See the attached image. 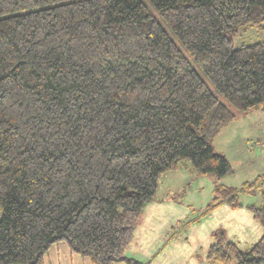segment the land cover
I'll return each mask as SVG.
<instances>
[{"label":"trees","instance_id":"16d2710c","mask_svg":"<svg viewBox=\"0 0 264 264\" xmlns=\"http://www.w3.org/2000/svg\"><path fill=\"white\" fill-rule=\"evenodd\" d=\"M148 1L156 13L143 0H0V264H46L60 241L94 264H147L126 252L159 177L187 160L233 171L212 141L264 111V40L231 45L264 27V0ZM256 192L262 203L240 201ZM221 205L248 209L262 233L242 250L215 230L209 263L264 264V171L215 184L200 218Z\"/></svg>","mask_w":264,"mask_h":264},{"label":"rangeland","instance_id":"374dc122","mask_svg":"<svg viewBox=\"0 0 264 264\" xmlns=\"http://www.w3.org/2000/svg\"><path fill=\"white\" fill-rule=\"evenodd\" d=\"M143 1L149 5L148 0ZM159 21L178 43L160 17ZM261 40H264V27H249L233 37L231 45L238 47ZM204 79L213 89L212 84ZM221 100L227 102L223 97ZM212 142L215 151L225 155L230 162L231 173L219 179L211 173H191V164L187 160L184 169L169 170L159 177L157 190L144 207L137 228H149L148 233L152 237L149 249L158 254L156 264H210L207 251L209 245L215 242L212 233L218 229H224L226 240L234 242L242 250L256 242L262 233L261 225L245 207L231 209L221 205L203 218H200V210L211 200L215 184L236 187L264 171V111L250 109L238 113L234 120L221 128ZM240 201L243 204H260L262 195L260 192L243 193ZM153 202L154 212L150 207ZM156 203L161 207L171 204L175 209L172 213L169 210L162 213L161 207H155ZM194 219L198 221L193 222ZM170 225L173 227L170 228ZM45 261L46 264H94L88 257L72 253L64 241L51 246ZM112 264L125 263L117 261Z\"/></svg>","mask_w":264,"mask_h":264},{"label":"crops","instance_id":"0c3cea01","mask_svg":"<svg viewBox=\"0 0 264 264\" xmlns=\"http://www.w3.org/2000/svg\"><path fill=\"white\" fill-rule=\"evenodd\" d=\"M156 201V200H154ZM154 203L150 204L151 209L153 210ZM170 203V202H169ZM155 207L159 209L161 207V204L156 203ZM175 207L171 204L167 207H161V212L163 213L164 210H169L171 213L174 211ZM147 210V206L145 208V211ZM144 211V212H145ZM154 212V210H153ZM170 228L173 227V225L169 226ZM169 229V228H167ZM149 228H143L139 230V227L135 230L134 237L131 241V244L129 248L127 249L126 254L136 260H139L141 262H145L147 264H156L155 258L157 255L155 254L156 251H152V249H149V247L152 246V242L150 239L152 238L151 235L148 233ZM154 252V253H153Z\"/></svg>","mask_w":264,"mask_h":264}]
</instances>
